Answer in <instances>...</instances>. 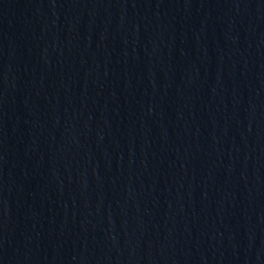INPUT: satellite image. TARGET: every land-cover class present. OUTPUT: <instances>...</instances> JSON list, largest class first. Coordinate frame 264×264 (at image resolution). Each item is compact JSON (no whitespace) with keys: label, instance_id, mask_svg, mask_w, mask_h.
I'll use <instances>...</instances> for the list:
<instances>
[{"label":"water","instance_id":"95a60500","mask_svg":"<svg viewBox=\"0 0 264 264\" xmlns=\"http://www.w3.org/2000/svg\"><path fill=\"white\" fill-rule=\"evenodd\" d=\"M0 264H264V0H0Z\"/></svg>","mask_w":264,"mask_h":264}]
</instances>
